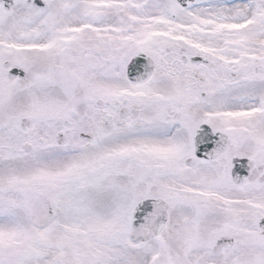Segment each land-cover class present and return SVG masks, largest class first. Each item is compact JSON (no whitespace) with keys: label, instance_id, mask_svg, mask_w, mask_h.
Listing matches in <instances>:
<instances>
[{"label":"snow or ice","instance_id":"1","mask_svg":"<svg viewBox=\"0 0 264 264\" xmlns=\"http://www.w3.org/2000/svg\"><path fill=\"white\" fill-rule=\"evenodd\" d=\"M0 264H264V0H0Z\"/></svg>","mask_w":264,"mask_h":264}]
</instances>
